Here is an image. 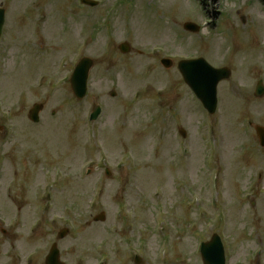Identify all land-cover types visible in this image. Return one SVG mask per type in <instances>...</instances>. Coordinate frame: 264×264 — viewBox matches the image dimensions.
<instances>
[{
    "label": "rangeland",
    "instance_id": "1",
    "mask_svg": "<svg viewBox=\"0 0 264 264\" xmlns=\"http://www.w3.org/2000/svg\"><path fill=\"white\" fill-rule=\"evenodd\" d=\"M10 1L0 0V126L14 125L10 135L0 131V264H35L28 235L48 184L54 198L46 213L57 231L70 230L60 242L67 264H135V256L140 264H202L198 246L214 232L224 239L226 264H264V147L253 130L264 127V95L254 96L257 82L264 88V0H93L95 8L80 0H23L12 8ZM211 17L215 26H201ZM186 22L198 31L184 30ZM124 42L127 54L118 50ZM84 56L93 66L87 94L76 101L63 81ZM198 56L232 72L217 86L212 117L186 94L176 68L179 58ZM162 58L172 67L164 69ZM239 65L245 81L237 80L242 85L232 95L228 84ZM35 103L44 111L41 124L30 126ZM96 104L101 114L89 123ZM205 122L215 133L214 159ZM211 173L216 203L208 196ZM101 212L105 221L94 223ZM141 214L146 220L136 225Z\"/></svg>",
    "mask_w": 264,
    "mask_h": 264
},
{
    "label": "water",
    "instance_id": "2",
    "mask_svg": "<svg viewBox=\"0 0 264 264\" xmlns=\"http://www.w3.org/2000/svg\"><path fill=\"white\" fill-rule=\"evenodd\" d=\"M90 5L93 6V4H90ZM122 50L127 51V46L123 45ZM90 65H91V62L89 60H83L76 67L75 72H74V76H76V82H77L76 87L78 88L77 92L78 93L81 92L82 95L84 93L87 71H88ZM191 81H192L193 86L195 88H198L199 84H200V87H201V84H203V81L200 80V77L199 78H191ZM214 84H215V82L212 84V90H213ZM260 93H261V91L259 92V94ZM212 98H213V92H212ZM96 114H97V110L93 114L92 117L94 118L96 116ZM256 132L258 134V137L260 139L261 144H263L264 143V131L261 128H256ZM99 218L103 219V216H100ZM201 254H202V257H203L205 264H224L222 252L220 250H218L217 247H215L213 244L202 245Z\"/></svg>",
    "mask_w": 264,
    "mask_h": 264
},
{
    "label": "bare ground",
    "instance_id": "3",
    "mask_svg": "<svg viewBox=\"0 0 264 264\" xmlns=\"http://www.w3.org/2000/svg\"><path fill=\"white\" fill-rule=\"evenodd\" d=\"M23 2L22 1H19V0H12L11 2V6L13 8H19L20 5L22 4ZM145 39V38H144ZM219 46V44L217 42L214 43V49H217ZM241 49L237 50V53L240 52ZM235 53H236V50H235ZM242 54L241 53H238L236 54V58L239 60L241 58ZM262 72V71H260ZM249 75H251V72L248 71ZM236 80H238L240 83L244 82L245 81V77H244V72L243 70L240 68L239 72H238V75L236 76ZM238 90V86L235 84V83H232L230 86H229V91L232 95H236V92ZM165 190L163 191V195L165 194Z\"/></svg>",
    "mask_w": 264,
    "mask_h": 264
}]
</instances>
